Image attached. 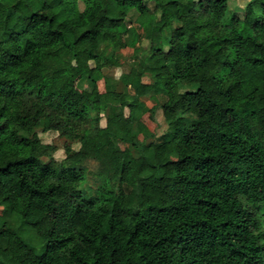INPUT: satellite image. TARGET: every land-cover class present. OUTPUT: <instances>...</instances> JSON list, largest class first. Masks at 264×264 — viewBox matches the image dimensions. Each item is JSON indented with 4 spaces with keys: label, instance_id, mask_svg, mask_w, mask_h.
<instances>
[{
    "label": "trees",
    "instance_id": "1",
    "mask_svg": "<svg viewBox=\"0 0 264 264\" xmlns=\"http://www.w3.org/2000/svg\"><path fill=\"white\" fill-rule=\"evenodd\" d=\"M231 1L0 0V264H264V0ZM84 122L79 151L42 162L35 129Z\"/></svg>",
    "mask_w": 264,
    "mask_h": 264
},
{
    "label": "rangeland",
    "instance_id": "2",
    "mask_svg": "<svg viewBox=\"0 0 264 264\" xmlns=\"http://www.w3.org/2000/svg\"><path fill=\"white\" fill-rule=\"evenodd\" d=\"M250 0H232L230 2V8L233 11H236L238 16L243 17L244 9L246 8L247 4ZM148 6L154 10V3H148ZM81 10H84L85 6L83 3L80 2ZM138 13L135 10H131L129 13V17L126 20L127 26H135V21L138 18ZM160 17V13H158V18ZM139 33L143 34L142 30H138ZM165 42H168V39H165ZM137 47L143 48L147 53L149 52L150 43L146 40H142ZM105 49L110 52L109 47H105ZM134 48H126L115 53V58H117L121 63L122 66L120 67H110L105 69V74L111 79L112 87L114 91H122L126 90V87L122 84L121 77L123 74L129 73L132 69V66L137 62V59L133 57ZM139 60V59H138ZM82 89H90V85L87 81H81L79 83ZM128 90V89H127ZM190 89H184L187 91ZM130 91V89H129ZM165 97L161 93H157L155 91L151 92L149 95L142 97L140 100L144 103V105L148 108H152L157 105L158 102L162 103ZM128 113V111H126ZM156 120L160 125L158 131V138L157 140L162 139V135L167 131V124L164 119V115L161 109L158 110L156 115ZM101 127L106 126V119L102 118L100 120ZM90 127V123H82L80 129H75V127H68V130H48L44 131L43 128L35 129L37 136L41 140V142L47 146H49V150L47 155L42 158L43 163H62L67 158L68 154L72 152H77L80 149V142L79 138L83 133L84 129ZM24 134V133H23ZM27 135V134H24ZM97 173L94 164L89 166V172L86 174L85 183L82 186L84 190H90L94 186L100 184L102 180H99L95 176ZM3 214V209L0 208V216ZM258 221L261 225V230L264 231V205L261 206V210L257 213ZM19 233L22 239L27 241L38 254H41L46 249V244L41 243L37 238L34 230L32 227L19 225ZM264 245V239L261 241Z\"/></svg>",
    "mask_w": 264,
    "mask_h": 264
}]
</instances>
